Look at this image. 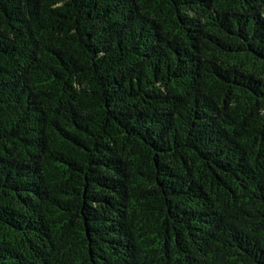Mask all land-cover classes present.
I'll return each mask as SVG.
<instances>
[{
  "label": "trees",
  "instance_id": "obj_1",
  "mask_svg": "<svg viewBox=\"0 0 264 264\" xmlns=\"http://www.w3.org/2000/svg\"><path fill=\"white\" fill-rule=\"evenodd\" d=\"M0 264H264V0H0Z\"/></svg>",
  "mask_w": 264,
  "mask_h": 264
}]
</instances>
